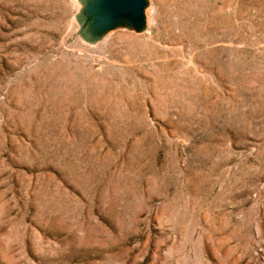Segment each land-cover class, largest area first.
I'll use <instances>...</instances> for the list:
<instances>
[{"label":"rangeland","instance_id":"obj_1","mask_svg":"<svg viewBox=\"0 0 264 264\" xmlns=\"http://www.w3.org/2000/svg\"><path fill=\"white\" fill-rule=\"evenodd\" d=\"M0 0V264H264V0Z\"/></svg>","mask_w":264,"mask_h":264},{"label":"water","instance_id":"obj_2","mask_svg":"<svg viewBox=\"0 0 264 264\" xmlns=\"http://www.w3.org/2000/svg\"><path fill=\"white\" fill-rule=\"evenodd\" d=\"M147 0H80L78 35L94 41L106 31L123 26L140 32L145 28Z\"/></svg>","mask_w":264,"mask_h":264}]
</instances>
